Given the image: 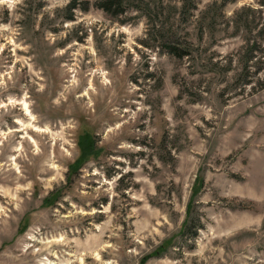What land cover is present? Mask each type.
<instances>
[{"label": "rangeland", "instance_id": "1", "mask_svg": "<svg viewBox=\"0 0 264 264\" xmlns=\"http://www.w3.org/2000/svg\"><path fill=\"white\" fill-rule=\"evenodd\" d=\"M119 10L0 0V264H264V0Z\"/></svg>", "mask_w": 264, "mask_h": 264}, {"label": "trees", "instance_id": "2", "mask_svg": "<svg viewBox=\"0 0 264 264\" xmlns=\"http://www.w3.org/2000/svg\"><path fill=\"white\" fill-rule=\"evenodd\" d=\"M101 3L104 4L106 11H109L110 6L114 5L118 9V11L121 12L122 10H119V9H121L123 4L129 3V0H101ZM170 50H172L171 47H170ZM170 52L173 53V51H170ZM93 146L94 144L89 134L84 133L79 136L78 148H79L80 154L77 160L74 163H72V165L69 167L68 173L72 174L73 172L78 170L82 166L83 162H85L90 155H92L93 153H96L95 148ZM57 194H58V191H56L55 193L54 192L51 193L52 196H55ZM50 200H51L50 198H46L44 203L48 204Z\"/></svg>", "mask_w": 264, "mask_h": 264}, {"label": "bare ground", "instance_id": "3", "mask_svg": "<svg viewBox=\"0 0 264 264\" xmlns=\"http://www.w3.org/2000/svg\"><path fill=\"white\" fill-rule=\"evenodd\" d=\"M26 103V102H25ZM23 103V109L25 110L26 109V113L28 114V109H27V105Z\"/></svg>", "mask_w": 264, "mask_h": 264}]
</instances>
